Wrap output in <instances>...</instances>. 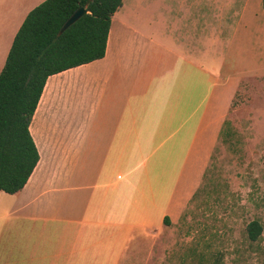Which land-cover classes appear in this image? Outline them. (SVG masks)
Segmentation results:
<instances>
[{
  "label": "crops",
  "instance_id": "1",
  "mask_svg": "<svg viewBox=\"0 0 264 264\" xmlns=\"http://www.w3.org/2000/svg\"><path fill=\"white\" fill-rule=\"evenodd\" d=\"M43 1L0 0V71ZM250 12L238 27L226 0H122L104 56L45 81L29 124L39 160L22 189L0 190V264H121L133 241L163 244L240 80L264 75Z\"/></svg>",
  "mask_w": 264,
  "mask_h": 264
},
{
  "label": "rangeland",
  "instance_id": "2",
  "mask_svg": "<svg viewBox=\"0 0 264 264\" xmlns=\"http://www.w3.org/2000/svg\"><path fill=\"white\" fill-rule=\"evenodd\" d=\"M246 2L257 32L264 26L261 0H226L228 24L248 22L249 11L242 17ZM226 121L228 141L216 138L196 196L176 229L163 233V244L154 249L149 240L143 247L133 241L121 264H264V75L242 77ZM252 220L261 225L256 240L247 234ZM107 257L113 260L111 249Z\"/></svg>",
  "mask_w": 264,
  "mask_h": 264
},
{
  "label": "trees",
  "instance_id": "3",
  "mask_svg": "<svg viewBox=\"0 0 264 264\" xmlns=\"http://www.w3.org/2000/svg\"><path fill=\"white\" fill-rule=\"evenodd\" d=\"M122 0H44L17 30L0 71V190L23 188L39 160L29 124L47 77L104 56L111 15ZM264 8V0H261ZM86 12L59 30L78 8ZM224 120L219 136L228 133ZM195 190L191 199L196 196ZM164 222L169 223L168 217ZM261 225L252 220L247 234L256 240Z\"/></svg>",
  "mask_w": 264,
  "mask_h": 264
},
{
  "label": "water",
  "instance_id": "4",
  "mask_svg": "<svg viewBox=\"0 0 264 264\" xmlns=\"http://www.w3.org/2000/svg\"><path fill=\"white\" fill-rule=\"evenodd\" d=\"M86 12L85 7H78L63 23L61 26L59 33L63 32L68 26H70L73 22H75L81 15H83Z\"/></svg>",
  "mask_w": 264,
  "mask_h": 264
}]
</instances>
